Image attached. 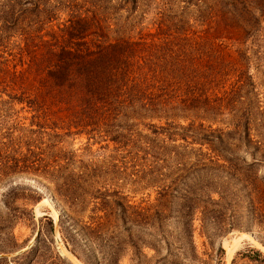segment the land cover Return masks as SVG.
Masks as SVG:
<instances>
[{
  "label": "rangeland",
  "instance_id": "rangeland-1",
  "mask_svg": "<svg viewBox=\"0 0 264 264\" xmlns=\"http://www.w3.org/2000/svg\"><path fill=\"white\" fill-rule=\"evenodd\" d=\"M83 1L115 8L119 32L168 38L171 68L189 53L185 23L206 31L215 46L195 56L202 72L221 68L206 89L219 114L192 127L145 113L83 132L56 118L41 129L10 100L1 70L49 4L0 0V264H264V0ZM185 90L171 79L172 95ZM211 158L230 168L195 170Z\"/></svg>",
  "mask_w": 264,
  "mask_h": 264
},
{
  "label": "trees",
  "instance_id": "trees-1",
  "mask_svg": "<svg viewBox=\"0 0 264 264\" xmlns=\"http://www.w3.org/2000/svg\"><path fill=\"white\" fill-rule=\"evenodd\" d=\"M80 1L61 0L57 6L38 7V13L45 16L42 26L23 34L24 41L11 54L12 68L1 70L3 84L11 91L10 100L24 102L36 112L34 119L44 122L41 129L56 118L68 122V129L83 132L96 124L145 113L155 114L151 117L158 120L190 121L189 127L207 120V115L216 122L213 115L219 114L220 99L209 96L206 89L218 80L221 68L208 66L202 72L198 64L203 56H195L215 46L206 31L192 30V25L185 23L181 41L189 53L184 59L178 57L171 68V52H165L171 45L168 38L161 45L148 42L141 30L136 33L139 37L133 35L136 28L119 32L112 22L115 8L107 11L93 2ZM118 1L126 6L138 4V0ZM206 20L199 25H205ZM158 25L161 29L168 24L159 21ZM171 79L175 85H185L186 90L177 94V89L172 95ZM59 114L63 117L57 118ZM52 124L58 128L57 121ZM215 139L212 150L220 152L222 137ZM218 160L211 158L195 170L220 174L230 168Z\"/></svg>",
  "mask_w": 264,
  "mask_h": 264
},
{
  "label": "bare ground",
  "instance_id": "bare-ground-1",
  "mask_svg": "<svg viewBox=\"0 0 264 264\" xmlns=\"http://www.w3.org/2000/svg\"><path fill=\"white\" fill-rule=\"evenodd\" d=\"M236 248H237V245L236 244H233V245H231V246L228 247V251H227L228 260L231 259V257L235 253Z\"/></svg>",
  "mask_w": 264,
  "mask_h": 264
}]
</instances>
